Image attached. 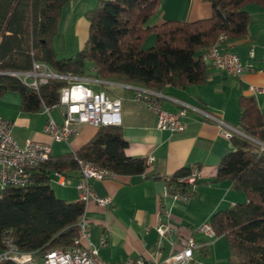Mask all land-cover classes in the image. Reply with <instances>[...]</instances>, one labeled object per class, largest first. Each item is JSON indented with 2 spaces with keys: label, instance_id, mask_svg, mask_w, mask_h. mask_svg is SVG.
Returning <instances> with one entry per match:
<instances>
[{
  "label": "trees",
  "instance_id": "16d2710c",
  "mask_svg": "<svg viewBox=\"0 0 264 264\" xmlns=\"http://www.w3.org/2000/svg\"><path fill=\"white\" fill-rule=\"evenodd\" d=\"M68 1L0 0V97L7 91L19 93L23 112L58 106L60 90L69 84L49 78L34 86L10 73L28 71L33 62L58 74L158 92L168 86L184 89L204 84L209 73L203 57L207 48L221 36L227 40L246 37L250 21L246 4L264 6V0H205L211 5L207 18L147 24L160 0H99L85 13L89 27L83 47L72 56L61 57L54 40L61 8ZM150 33L153 44L143 48ZM238 104L233 125L245 136L231 138L233 149L221 157L213 181L228 179L245 200L215 211L209 223L215 236L226 240L228 264H264V108L253 95H241ZM127 145L119 126H99L76 151L50 153L35 168L30 185L2 188L0 251L7 248L8 240L19 251L37 256L70 246L80 234L78 219L85 204L78 198L58 197L50 185L51 174L78 172V159L107 168L115 176L143 174L148 167L146 158L126 155ZM190 170L177 169L164 177L165 183L186 192L188 185L178 178ZM0 264L16 263L7 259Z\"/></svg>",
  "mask_w": 264,
  "mask_h": 264
},
{
  "label": "crops",
  "instance_id": "0c3cea01",
  "mask_svg": "<svg viewBox=\"0 0 264 264\" xmlns=\"http://www.w3.org/2000/svg\"><path fill=\"white\" fill-rule=\"evenodd\" d=\"M98 2L69 0L61 8L54 40L59 56H72L83 47L89 27L85 13L96 7ZM245 9L250 17L246 37L226 39V44L249 68L240 76H234L208 66L209 73L204 84L184 89L166 87L162 92L165 96L160 99L164 109L176 112L184 102L203 107L231 125L236 123L239 97L252 95L249 90L252 85L264 87V6L248 3ZM210 15L211 5L205 0H160L157 11L147 24L169 19L197 20ZM81 82L94 90H104L110 98L120 99L119 127L128 143L125 154L145 157L146 160L148 156H153L141 175H117L91 181L96 194L111 197V203L106 207L94 202L85 206V215L91 224L90 240L97 243L102 234L108 240L107 245L99 249L100 258L108 264L139 256L149 261H160L172 251L179 250L181 242L191 235L203 247L213 240L215 236L209 239L196 230L197 227L209 220L215 211L244 198L242 192L232 188L228 179L213 181L221 157L233 149L231 138L222 136L215 122L190 109H187L182 132L159 130L154 112L145 102L133 97L134 91L129 85L84 77ZM255 99L258 106L264 108V94H258ZM20 102L21 96L15 91H7L0 97V117L11 122L12 135L20 144L27 140L48 142L51 153L56 155L76 151L97 130L90 124H77L75 133L67 142L52 141L43 131L48 118L44 107L37 112H23ZM60 106L49 108L51 117L58 123L64 119ZM181 167L197 168V181L187 186L184 198L167 196L163 199L164 177ZM78 178L77 171H70L67 176L63 175L65 184L61 185L52 173L50 185L53 184L51 187L55 194L56 189L63 188L75 199ZM162 199L170 212L171 221L177 226V231L167 236H159L156 231L157 224L165 220L160 212ZM215 243L213 240L211 245Z\"/></svg>",
  "mask_w": 264,
  "mask_h": 264
},
{
  "label": "built area",
  "instance_id": "2783aa9c",
  "mask_svg": "<svg viewBox=\"0 0 264 264\" xmlns=\"http://www.w3.org/2000/svg\"><path fill=\"white\" fill-rule=\"evenodd\" d=\"M226 38L221 36L211 44L205 51L203 57L208 66L215 70L240 76L249 67L243 65L239 56L226 47ZM252 54V50L250 51ZM21 77L24 81H29L34 86L45 83L49 78H61L69 82L60 90L59 105L66 107L62 123L56 122L49 113V108L43 105L48 118L44 126L46 133L52 141L67 142L75 133L77 124H90L99 126H119L121 124V101L119 98H110L104 90H94L85 86L81 82L82 77L71 74H58L49 69L43 63L33 62L32 68L24 72H10ZM134 91L133 97L141 100L154 112L156 127L159 130L182 132L185 129L184 118L187 109L193 110L203 116L206 120L215 122L222 136L232 138L235 135L245 136L236 126L231 125L219 116L197 105H190L181 102V108L176 112H171L162 107L160 99L165 95L162 92L148 88L129 85ZM253 96L264 94V87L252 85L249 87ZM10 121L0 117V186L24 187L33 181V172L41 163L49 158L51 153L50 143L37 140H27L20 144L13 137ZM153 156H148L147 161H152ZM79 178L75 185L77 198L85 206L88 202H94L98 206L106 207L111 203L110 196H99L91 186L92 180H104L115 177V174L107 168L93 164L92 162L78 159ZM58 182L64 185L63 175L54 171ZM198 178V170L191 167L189 174L178 178L187 185L194 184ZM167 196L173 198H184L185 192H181L173 185L165 183L163 199ZM163 199L160 204V212L164 214L165 220L160 221L156 226L159 236L171 235L177 231V226L171 221L170 212L166 209ZM84 212L78 219L79 236L72 244L66 248H57L47 251L43 256H37L35 252H22L8 240V246L0 252V260H12L16 264H108L99 256V249L108 243L105 234H102L93 243L90 240L91 224ZM208 237H214L215 233L209 220L200 224L197 229ZM199 247L194 237L191 235L181 242L179 250L172 251L167 257L160 261H149L142 256L126 257L113 264H188L193 251ZM40 259L41 263L37 260Z\"/></svg>",
  "mask_w": 264,
  "mask_h": 264
},
{
  "label": "rangeland",
  "instance_id": "374dc122",
  "mask_svg": "<svg viewBox=\"0 0 264 264\" xmlns=\"http://www.w3.org/2000/svg\"><path fill=\"white\" fill-rule=\"evenodd\" d=\"M152 44H153V34L150 33L145 38V41L143 43V48L149 47ZM28 79L30 80L32 78H28ZM51 185L53 184L51 183ZM61 189L63 191L57 190V189L55 190L57 191L56 195L58 197L69 199V200L73 198L72 196H70L71 195L70 193L66 194L64 192V189L63 188ZM243 196L244 198L241 201L245 200V195L243 194ZM195 237H198V236H195ZM213 240H215L216 243L214 245H211ZM213 240H210V241L207 240L208 243L204 247L202 246L203 244H199V242L196 240V242L199 244V247L198 249L194 250V254L191 260L188 262V264H228L229 253H228L227 244H226V240L224 236H218V237L215 236ZM199 248H202V250ZM37 261L41 263L40 259H38Z\"/></svg>",
  "mask_w": 264,
  "mask_h": 264
},
{
  "label": "water",
  "instance_id": "95a60500",
  "mask_svg": "<svg viewBox=\"0 0 264 264\" xmlns=\"http://www.w3.org/2000/svg\"><path fill=\"white\" fill-rule=\"evenodd\" d=\"M60 109L64 112L65 109H66V107H65L64 105H61V106H60Z\"/></svg>",
  "mask_w": 264,
  "mask_h": 264
}]
</instances>
